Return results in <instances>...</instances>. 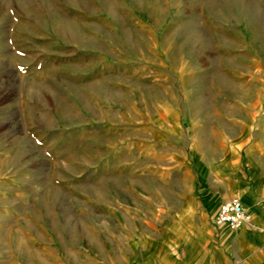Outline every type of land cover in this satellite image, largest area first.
I'll return each instance as SVG.
<instances>
[{"label": "rangeland", "instance_id": "rangeland-1", "mask_svg": "<svg viewBox=\"0 0 264 264\" xmlns=\"http://www.w3.org/2000/svg\"><path fill=\"white\" fill-rule=\"evenodd\" d=\"M160 89L225 99L227 132L263 118L264 0H0V177L18 182L19 257L96 252L120 223L92 211L96 165Z\"/></svg>", "mask_w": 264, "mask_h": 264}, {"label": "crops", "instance_id": "crops-1", "mask_svg": "<svg viewBox=\"0 0 264 264\" xmlns=\"http://www.w3.org/2000/svg\"><path fill=\"white\" fill-rule=\"evenodd\" d=\"M160 93L138 96L137 130L96 165L106 171L91 181L104 191L91 193L92 211L120 217L106 223L104 240L93 239L96 254L67 259L47 246L19 257L18 182L0 177V264H264V111L249 128L234 117L227 132L225 99L215 107L209 95ZM233 197L247 219L234 229L214 223L218 205Z\"/></svg>", "mask_w": 264, "mask_h": 264}, {"label": "built area", "instance_id": "built-area-1", "mask_svg": "<svg viewBox=\"0 0 264 264\" xmlns=\"http://www.w3.org/2000/svg\"><path fill=\"white\" fill-rule=\"evenodd\" d=\"M246 219L247 214L244 206L237 197L221 202L213 216L214 223L226 224L233 229L237 228Z\"/></svg>", "mask_w": 264, "mask_h": 264}]
</instances>
